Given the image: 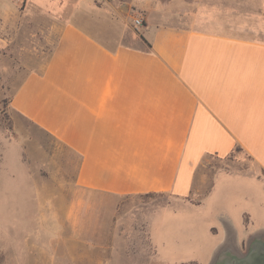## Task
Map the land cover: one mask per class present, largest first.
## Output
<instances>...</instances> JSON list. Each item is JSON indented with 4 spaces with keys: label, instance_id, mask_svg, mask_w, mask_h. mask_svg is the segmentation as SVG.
<instances>
[{
    "label": "crops",
    "instance_id": "obj_1",
    "mask_svg": "<svg viewBox=\"0 0 264 264\" xmlns=\"http://www.w3.org/2000/svg\"><path fill=\"white\" fill-rule=\"evenodd\" d=\"M21 29L45 35L22 51L42 62L11 108L78 158V189L173 195L203 212L212 199L209 219L189 223L200 230H186L205 260L178 264H211L230 237L245 253L264 233L225 207L228 181L217 187L244 172L219 171L193 197L206 163L237 148L264 173V0H0V34Z\"/></svg>",
    "mask_w": 264,
    "mask_h": 264
},
{
    "label": "rangeland",
    "instance_id": "obj_2",
    "mask_svg": "<svg viewBox=\"0 0 264 264\" xmlns=\"http://www.w3.org/2000/svg\"><path fill=\"white\" fill-rule=\"evenodd\" d=\"M44 36L24 29L0 34V264L205 260L185 246L191 236L186 230H200L189 223L209 219L212 199L203 212L183 207V201L173 195L90 198L76 185L78 158L13 111L10 102L21 78L42 62L23 54V48L42 43ZM2 39L8 40L6 44ZM42 50L46 59L48 50ZM219 171L247 174H221L217 187L220 190L228 181L229 205L225 207L237 222L243 219L250 228L264 226V173L244 152L211 158L203 168L201 193L194 200L210 190Z\"/></svg>",
    "mask_w": 264,
    "mask_h": 264
},
{
    "label": "water",
    "instance_id": "obj_3",
    "mask_svg": "<svg viewBox=\"0 0 264 264\" xmlns=\"http://www.w3.org/2000/svg\"><path fill=\"white\" fill-rule=\"evenodd\" d=\"M211 264H264V233L252 236L244 253L231 237L216 252Z\"/></svg>",
    "mask_w": 264,
    "mask_h": 264
},
{
    "label": "built area",
    "instance_id": "obj_4",
    "mask_svg": "<svg viewBox=\"0 0 264 264\" xmlns=\"http://www.w3.org/2000/svg\"><path fill=\"white\" fill-rule=\"evenodd\" d=\"M144 25V19L142 17H138L134 20V27L135 29H139Z\"/></svg>",
    "mask_w": 264,
    "mask_h": 264
},
{
    "label": "trees",
    "instance_id": "obj_5",
    "mask_svg": "<svg viewBox=\"0 0 264 264\" xmlns=\"http://www.w3.org/2000/svg\"><path fill=\"white\" fill-rule=\"evenodd\" d=\"M243 152L242 150H241V148H237L236 149V151H235V153H233V155H235L237 152ZM233 155H231V156H233ZM152 195H156V194H147L146 196H152ZM143 196V195H142ZM192 264H197V263H192Z\"/></svg>",
    "mask_w": 264,
    "mask_h": 264
}]
</instances>
